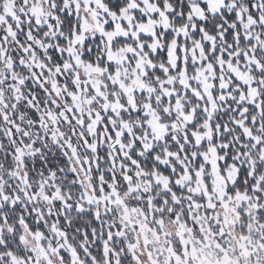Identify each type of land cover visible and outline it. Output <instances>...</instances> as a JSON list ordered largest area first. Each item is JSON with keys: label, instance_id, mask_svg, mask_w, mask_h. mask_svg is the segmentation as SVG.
Returning a JSON list of instances; mask_svg holds the SVG:
<instances>
[{"label": "snow or ice", "instance_id": "obj_1", "mask_svg": "<svg viewBox=\"0 0 264 264\" xmlns=\"http://www.w3.org/2000/svg\"><path fill=\"white\" fill-rule=\"evenodd\" d=\"M0 264H264V0H0Z\"/></svg>", "mask_w": 264, "mask_h": 264}]
</instances>
